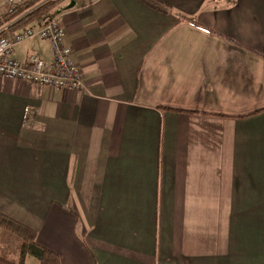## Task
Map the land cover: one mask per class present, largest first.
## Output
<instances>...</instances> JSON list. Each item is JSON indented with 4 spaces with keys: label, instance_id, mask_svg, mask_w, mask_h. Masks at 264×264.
<instances>
[{
    "label": "crops",
    "instance_id": "1",
    "mask_svg": "<svg viewBox=\"0 0 264 264\" xmlns=\"http://www.w3.org/2000/svg\"><path fill=\"white\" fill-rule=\"evenodd\" d=\"M161 1L63 3L82 90L0 76V212L61 264H264V0Z\"/></svg>",
    "mask_w": 264,
    "mask_h": 264
},
{
    "label": "built area",
    "instance_id": "2",
    "mask_svg": "<svg viewBox=\"0 0 264 264\" xmlns=\"http://www.w3.org/2000/svg\"><path fill=\"white\" fill-rule=\"evenodd\" d=\"M23 1L3 0V7L10 10L14 3ZM65 35V29L55 18L24 28L10 38H0V76L49 88L82 90L84 83L81 73L73 59L71 46L65 43ZM26 39L47 41L51 61H46L36 52L29 54L25 62L15 59L12 56L14 48Z\"/></svg>",
    "mask_w": 264,
    "mask_h": 264
},
{
    "label": "trees",
    "instance_id": "3",
    "mask_svg": "<svg viewBox=\"0 0 264 264\" xmlns=\"http://www.w3.org/2000/svg\"><path fill=\"white\" fill-rule=\"evenodd\" d=\"M65 1L25 0L14 3L10 10L4 9L3 14L0 16V38H10L24 28L41 25L47 20L55 19L58 9ZM141 2L161 13L171 12V9L161 0H141ZM186 18L191 20L189 17ZM1 229L18 235L22 242L20 260L14 262L0 256V264H24V258L27 255L34 257L37 264H61L55 252L37 242V233L33 228L0 212Z\"/></svg>",
    "mask_w": 264,
    "mask_h": 264
},
{
    "label": "rangeland",
    "instance_id": "4",
    "mask_svg": "<svg viewBox=\"0 0 264 264\" xmlns=\"http://www.w3.org/2000/svg\"><path fill=\"white\" fill-rule=\"evenodd\" d=\"M3 3V1H2ZM21 238L7 230H0V256L18 262L20 260V248H21ZM24 264H37V260L27 255L24 258Z\"/></svg>",
    "mask_w": 264,
    "mask_h": 264
},
{
    "label": "water",
    "instance_id": "5",
    "mask_svg": "<svg viewBox=\"0 0 264 264\" xmlns=\"http://www.w3.org/2000/svg\"><path fill=\"white\" fill-rule=\"evenodd\" d=\"M73 5V3H71L69 6H72Z\"/></svg>",
    "mask_w": 264,
    "mask_h": 264
}]
</instances>
